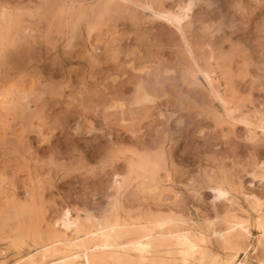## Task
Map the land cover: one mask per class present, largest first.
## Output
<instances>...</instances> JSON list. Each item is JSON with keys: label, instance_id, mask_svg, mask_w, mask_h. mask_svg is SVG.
<instances>
[{"label": "rangeland", "instance_id": "374dc122", "mask_svg": "<svg viewBox=\"0 0 264 264\" xmlns=\"http://www.w3.org/2000/svg\"><path fill=\"white\" fill-rule=\"evenodd\" d=\"M91 1L0 0V264H31L27 257L56 232L66 244L75 236L58 221L66 208L94 222L120 213L113 180L122 174L123 152L134 149L151 154L164 146L183 174L170 195L190 204V225L201 224L197 213L212 199L204 173L228 176L240 185L236 194L251 191L264 200V131L216 121L223 111L201 76V84H187L189 64L180 58L174 27L132 7L110 5L100 18L72 13V5ZM145 1L174 10L184 0ZM186 19L196 61L211 71L216 89L239 114L264 117V0H193ZM108 73H119L115 83L125 80L121 105L108 107ZM136 75L162 82L151 94L164 104V116L152 108L156 114L147 119L128 120L139 104L126 80ZM250 228L239 248L213 253L212 264H264L259 233Z\"/></svg>", "mask_w": 264, "mask_h": 264}, {"label": "bare ground", "instance_id": "6f19581e", "mask_svg": "<svg viewBox=\"0 0 264 264\" xmlns=\"http://www.w3.org/2000/svg\"><path fill=\"white\" fill-rule=\"evenodd\" d=\"M184 1L177 9L173 10L161 7L156 8V6L153 7L145 0H93L87 3V7L80 2L76 3L71 6V10L73 14L78 12L76 15L86 12L89 16L91 15L92 18H100L109 9L110 5L124 8L132 7V10L141 9L148 12L149 17L158 20L162 19L167 24L172 25L178 37H175V39H179L181 44L179 48V52L181 53V55L179 54L180 58L189 64L186 71L189 76V82L187 80L185 81H187V84L191 85L190 87H192V85L197 86L201 84L199 80V76H201L208 87L209 94L213 96L217 101L216 103L219 104L223 111V117H216L217 120H215L218 123L223 121L232 124L235 122L242 123L250 133H253L255 129L264 131V117L253 120L247 115L239 114L238 112L241 110L237 112L238 109L235 107L238 105L231 106L228 98L218 91L219 87L216 89L215 85L219 86V84H214L216 80L212 78L210 74L211 71L205 69L207 67L203 66L205 68H202L201 65L198 64V58H195L193 52V50L196 49L195 44L197 45V43H194L193 46V43L189 41L190 38L188 39L185 32L187 28L184 29V23L191 10L193 0ZM209 42L207 43L209 44ZM169 57H171V54H169ZM175 58L178 59V55H176L174 59ZM225 63L227 62L225 61ZM122 64L125 63L123 62ZM122 64H120V67H122ZM190 64L192 65L190 66ZM209 68L210 67H208V69ZM113 70L115 69H112V71ZM222 70L225 71L224 69ZM121 71L122 68L119 72ZM228 72L229 69L226 73ZM108 74L110 79L108 81L109 84L106 86L107 90L105 92V97L108 100V107H112L123 99L121 96H123L127 88H124L126 85L125 80L119 79V82L117 81V83H115L116 76L120 77L119 73L118 75L116 73ZM141 78L137 76V78L131 77L129 80H126V82H131L133 84V102L139 104L138 108H134V110H131L128 114H133V119H131L132 117L127 119L130 121L135 119V121L138 120L139 122L142 119H147L154 113L152 112L153 110H151L152 108L157 109L158 117L164 116L163 107L160 108L164 104L158 103L157 101V103H154L155 97L152 98L153 91L155 93L156 90L162 88V82L159 81L157 77H151L145 80ZM229 86L228 84V88ZM118 96L121 99L118 98ZM107 100H105V102H107ZM183 100L184 99L181 98V102H183ZM146 102L154 104L144 105L143 103ZM176 102L179 103L178 101ZM119 105H121V103H119ZM259 106L261 107V105ZM253 108L257 107L255 106ZM124 112L123 110V113ZM154 114H156V112ZM125 118L126 117L123 119ZM135 138H137V136ZM163 148L164 146L162 148L160 147L157 152L151 154L148 152L142 154L135 149L127 152L124 149L126 152H123L122 174L114 176L113 180L115 188L119 189V193H121L119 200L120 209L118 208L120 213L115 211V217L111 216L114 214L113 213L110 215L111 218L106 217L102 222H94L88 214L83 215V213H78L72 216L69 209H64L58 221L65 230L72 228L75 236L69 239L66 244H62L56 232V235L53 234V239H50L48 242L38 247V252L30 254L27 257L28 261L31 264H212L211 260L213 253L216 251L235 247L239 248L251 234V226L256 227L259 233L257 242L261 246V249L264 250V200L251 191L244 192L241 190V194H236V192H240L237 188L240 187V185L235 186V184H232L233 182H231L232 180L230 181V177L228 176L227 178L217 173H204L203 182L206 183V188L213 191L212 199L206 209L197 210V212L199 211L197 214L201 217V224L196 226L190 225V223H188L191 219L189 215L193 213L189 211L190 204H188V202L180 203L175 196L176 194L174 196H172L173 194L170 195V192L176 190V185L183 183V174L176 169L173 160L167 155ZM259 174V176H264V173ZM192 187L194 186L192 185ZM193 207L196 208V206ZM185 209L188 210V216L184 213ZM117 212L119 214H116ZM66 249L72 251L62 254L50 261H44L43 259L47 253L56 252L60 254ZM37 256H39L38 259L36 258ZM229 264H242V262H237L235 259H232Z\"/></svg>", "mask_w": 264, "mask_h": 264}]
</instances>
